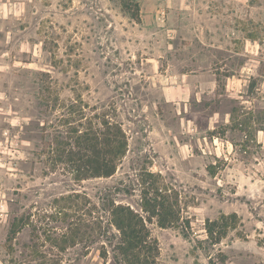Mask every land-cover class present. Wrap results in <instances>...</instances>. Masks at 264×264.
<instances>
[{
	"label": "rangeland",
	"instance_id": "1",
	"mask_svg": "<svg viewBox=\"0 0 264 264\" xmlns=\"http://www.w3.org/2000/svg\"><path fill=\"white\" fill-rule=\"evenodd\" d=\"M214 3L232 6L233 42L171 30L164 6L184 0H0V264H118L99 256L88 226L107 217L103 197L147 215L148 173L169 185L179 215L147 222L154 264H264V0ZM141 6H158L146 28ZM200 63L213 82L192 76L198 86L167 102L161 83ZM78 112L126 132L112 176L74 172Z\"/></svg>",
	"mask_w": 264,
	"mask_h": 264
},
{
	"label": "trees",
	"instance_id": "2",
	"mask_svg": "<svg viewBox=\"0 0 264 264\" xmlns=\"http://www.w3.org/2000/svg\"><path fill=\"white\" fill-rule=\"evenodd\" d=\"M136 17L139 20L140 13ZM80 112L74 116H80L79 119L69 122L67 132L71 134L75 147L68 153L74 163L73 170L78 176L82 173L90 177L112 176L118 160L126 155L128 136L120 124L110 120L97 122L94 116ZM142 178L141 205L147 215L130 205L117 204L115 200L103 197L107 217L101 220L93 216L94 220L88 226V237L92 241H101L99 256L103 259L113 252L118 264H154L159 247L151 238L147 222L157 218L161 226H170L179 220L178 202L173 200L171 188L163 183L162 176L148 173ZM216 224V221L211 222L206 228L211 237L215 236ZM219 240L220 236L216 241Z\"/></svg>",
	"mask_w": 264,
	"mask_h": 264
},
{
	"label": "crops",
	"instance_id": "3",
	"mask_svg": "<svg viewBox=\"0 0 264 264\" xmlns=\"http://www.w3.org/2000/svg\"><path fill=\"white\" fill-rule=\"evenodd\" d=\"M189 3V6H164L168 9V11L173 12L174 16L177 17V27H172L171 30L173 31H181L184 27L187 29V33L189 34V39L191 42L197 41L202 42L209 45L217 44V42L223 39L225 42H233L231 34L228 33L232 30L233 26L231 22L233 21V10L232 6H217L214 3V0H200L201 3L207 6H193V3L199 2V0H184ZM220 1V0H219ZM223 1V0H221ZM232 2V0H229ZM211 4L216 6H210ZM158 9V6H141L140 12V23L142 27L146 28L150 21L154 22V13ZM180 9H186V15L183 17L184 22L180 24ZM226 11L229 10L228 15H224L221 13V10ZM178 12V14H176ZM210 29V30H208ZM220 29V30H219ZM223 32L220 34L219 32ZM208 32H210L208 34ZM228 33V34H227ZM223 37V38H222ZM223 41V42H224ZM192 44V43H191ZM227 48L231 50V47L228 46ZM215 49V48H214ZM195 57V58H194ZM192 62L198 64L199 61L203 60L205 56L203 54L198 53L194 55ZM195 59L199 60L198 62ZM204 65L201 68H197L196 66H191L188 70H179L173 74V76H177L175 80L171 83H161L163 89V95L167 102H179L181 103L187 95L190 93L192 88V84L194 82V78L192 76L201 75V78H197V80L204 81L207 76H209L208 80L210 83L213 82V77L216 75L214 71V67L207 66V64L200 63ZM200 65V66H202ZM171 74V73H169ZM207 80V79H206ZM205 82V81H204ZM198 86V83L194 82ZM181 99V100H180Z\"/></svg>",
	"mask_w": 264,
	"mask_h": 264
},
{
	"label": "built area",
	"instance_id": "4",
	"mask_svg": "<svg viewBox=\"0 0 264 264\" xmlns=\"http://www.w3.org/2000/svg\"><path fill=\"white\" fill-rule=\"evenodd\" d=\"M162 16H164V12H163V15ZM162 21L164 20V19H161Z\"/></svg>",
	"mask_w": 264,
	"mask_h": 264
}]
</instances>
